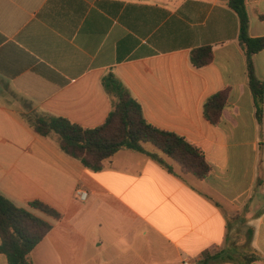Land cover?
I'll list each match as a JSON object with an SVG mask.
<instances>
[{
    "label": "crops",
    "instance_id": "obj_1",
    "mask_svg": "<svg viewBox=\"0 0 264 264\" xmlns=\"http://www.w3.org/2000/svg\"><path fill=\"white\" fill-rule=\"evenodd\" d=\"M246 6L250 37H264V0ZM239 32L229 0H0V193L52 225L33 264H200L216 250L264 264V103L259 120ZM205 46L213 61L196 68L191 52ZM253 63L264 82V50ZM110 73L150 124L204 152L209 178L130 150L92 172L24 117L22 104L101 126ZM222 91L228 104L213 124L204 107Z\"/></svg>",
    "mask_w": 264,
    "mask_h": 264
},
{
    "label": "trees",
    "instance_id": "obj_2",
    "mask_svg": "<svg viewBox=\"0 0 264 264\" xmlns=\"http://www.w3.org/2000/svg\"><path fill=\"white\" fill-rule=\"evenodd\" d=\"M229 7L239 18V41L247 56L249 86L258 107L257 116L261 120L264 82L256 75L253 56L264 50V37L252 38L249 35L250 20L246 0H229ZM213 57L212 47L205 46L194 49L190 60L196 68H203L213 61ZM103 86L112 98L113 109L104 124L96 128H84L66 118L36 112L24 117L37 134L56 137L64 153L79 160L92 172L103 171L107 161L122 150H130L144 154L179 177L191 175L200 181L209 178L212 167L199 147L176 133L150 124L144 117L141 104L114 74L110 73L103 78ZM227 101V91L212 96L204 107L206 119L219 124ZM147 145L153 146L157 151L148 150ZM174 163L178 165L180 173L175 171ZM30 207L55 219L61 218L60 213L43 202H31ZM51 230L50 223L29 210L16 206L0 193V254L7 256L9 264H33L30 254ZM202 257L200 264H251L258 260L256 254H248L237 261L225 250L206 251Z\"/></svg>",
    "mask_w": 264,
    "mask_h": 264
},
{
    "label": "rangeland",
    "instance_id": "obj_3",
    "mask_svg": "<svg viewBox=\"0 0 264 264\" xmlns=\"http://www.w3.org/2000/svg\"><path fill=\"white\" fill-rule=\"evenodd\" d=\"M22 108H23V111H24V115L31 114V113L35 112L32 108H29V106H27V105H23L22 104ZM146 148L148 150L152 151V152H156L157 151L153 146H150V145H147ZM169 162H172V161H169ZM174 165H175L176 172L180 173L178 165H176L175 163H174ZM184 176H191V175H183V177Z\"/></svg>",
    "mask_w": 264,
    "mask_h": 264
},
{
    "label": "built area",
    "instance_id": "obj_4",
    "mask_svg": "<svg viewBox=\"0 0 264 264\" xmlns=\"http://www.w3.org/2000/svg\"><path fill=\"white\" fill-rule=\"evenodd\" d=\"M78 195H79V197H80V199H81L82 201H85V200L87 199V197H88V193L85 192V191H79V192H78ZM185 264H189V263L186 262Z\"/></svg>",
    "mask_w": 264,
    "mask_h": 264
}]
</instances>
